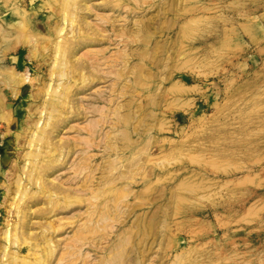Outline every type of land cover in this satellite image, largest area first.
I'll list each match as a JSON object with an SVG mask.
<instances>
[{"label":"rangeland","instance_id":"rangeland-1","mask_svg":"<svg viewBox=\"0 0 264 264\" xmlns=\"http://www.w3.org/2000/svg\"><path fill=\"white\" fill-rule=\"evenodd\" d=\"M19 2L0 0V264H264V0ZM85 20L101 36L83 42ZM13 69L36 79L17 87ZM56 87L66 95L50 148L69 153L49 170L58 154L35 158L30 138ZM128 158L142 160L129 180ZM108 162L119 180L106 186ZM91 208L95 229L73 253ZM28 235L36 244H21Z\"/></svg>","mask_w":264,"mask_h":264},{"label":"bare ground","instance_id":"bare-ground-1","mask_svg":"<svg viewBox=\"0 0 264 264\" xmlns=\"http://www.w3.org/2000/svg\"><path fill=\"white\" fill-rule=\"evenodd\" d=\"M29 1H32V0H29ZM46 1V0H45ZM51 1V0H50ZM55 1H58V3L60 2L61 3V5H62V7L63 6H68V4L70 5V3L71 2H74L75 3V5H79L80 3H81V1H84L85 2V4H87V2L89 1V0H55ZM91 1V0H90ZM119 1H121V0H118V2ZM4 2H5V0H4ZM11 2L13 3V4H15L16 6H18L19 8L21 7L20 5H22L23 6V4L26 2H24V3H21V4H19L20 2H19V0H11ZM54 2V1H53ZM133 2H134V0H133ZM135 2H136V0H135ZM140 3V2H139ZM82 4V3H81ZM136 4H138L137 2H136ZM113 5H114V3H113ZM86 6V5H85ZM89 6V5H88ZM109 6V8H110V4L108 5ZM130 6V5H129ZM141 6V5H140ZM54 7V6H53ZM113 7H116V6H113ZM86 8H88V7H86ZM112 8V7H111ZM52 9V8H51ZM53 10H54V8H53ZM89 10H90V7H89ZM110 10V9H109ZM18 12V11H17ZM19 13V12H18ZM103 15V14H102ZM99 17V16H98ZM111 16L109 15V16H102L101 18H102V20L105 22V24L107 23L108 25L107 26H105L104 27V25H103V31H108L109 32V30H114V29H116V28H114L115 26H114V23H113V19H111L110 18ZM86 18V17H85ZM105 20H107V21H105ZM86 21V20H85ZM74 22V20H72V22L71 23H73ZM101 23H102V21H100ZM89 23V25H87ZM87 23V21H86V25L89 27V29L88 30H92L91 31V33H89V32H87V33H85L84 32V34H83V36H81V37H83L82 39H83V42L84 41H86L87 39L86 38H88L89 39V37H93V36H101V33L100 34H98L99 32H101L99 29H101V28H96V26L94 27L93 25H91L90 24V22H88ZM93 24V23H92ZM138 27H140V26H138ZM80 28V27H79ZM126 28V27H125ZM127 28H129V27H127ZM125 29V30H122L123 32H121V30L120 31H117L118 33H117V36L118 35H120V36H122V38H123V41H128V38H127V36H128V33L131 31V29ZM141 28H143V27H141ZM124 29V28H123ZM105 32V33H106ZM114 32V31H113ZM79 33V32H78ZM83 33V32H82ZM103 33V32H102ZM80 34H81V32H80ZM96 34V35H95ZM98 34V35H97ZM76 36V35H75ZM105 36V35H104ZM108 36V35H107ZM80 38V37H79ZM97 38V37H96ZM74 39H75V37H74ZM85 39V40H84ZM81 41V40H80ZM89 41V40H88ZM74 42V43H73ZM87 42V41H86ZM61 43V44H60ZM82 43V42H81ZM76 45H77V43L75 42V41H73V39L72 38H68V39H66L65 41H63V43L62 42H59V44H57V47L58 48H60L62 51H61V56H62V62H63V64H67V63H70L71 61H70V59L68 58V56L67 55H69L70 54V52L71 53H75V47H76ZM133 53V52H132ZM127 56V58L129 57V55H130V53H125ZM134 54V53H133ZM123 55V54H122ZM124 56V55H123ZM70 57V56H69ZM126 57H124V58H122V59H127ZM92 58V57H91ZM99 58V57H98ZM18 59V57H14V56H12V60L13 61H15V60H17ZM85 60V59H84ZM94 60H95V58H94ZM117 60V59H116ZM89 61V60H88ZM122 61V60H121ZM85 62V61H84ZM93 62V61H92ZM98 62V61H97ZM109 62V61H108ZM127 62V61H126ZM82 63H83V61H82ZM86 63H88V62H86ZM84 64V63H83ZM92 64V63H91ZM99 64V63H98ZM111 64V63H110ZM127 64V63H126ZM77 65V64H76ZM96 66V64L94 63L92 66ZM3 67V66H2ZM7 67H8V65H7ZM86 67V66H85ZM78 68V67H77ZM93 69H94V67H92ZM97 68H98V66H97ZM8 69V68H7ZM79 69V68H78ZM82 69V68H81ZM84 69H82V74L84 73V71H83ZM10 71H11V69H10ZM94 71H96L95 69H94ZM91 72H92V70H91ZM12 73H13V78H14V81H15V84L17 85V87H20L19 85H21V84H29V83H31V85H32V83H33V81H34V79H36L35 77H33L32 76V73L30 72V70L28 69V70H24V71H22V70H20V71H15L14 69H13V71H12ZM81 73V72H80ZM79 73V74H80ZM82 74H81V76H82ZM87 74H89V73H87ZM65 75V73H63L62 74V77ZM80 76V77H81ZM85 75L83 74V76H82V78L84 77ZM92 76H93V74H92ZM91 76V77H92ZM87 77V76H86ZM86 77H84L83 79H86ZM89 77H90V75H89ZM77 79V78H76ZM87 79H89V78H87ZM87 79H86V82H87ZM93 79V78H92ZM94 80V79H93ZM67 81V80H66ZM66 81H64L63 80V78H59V80H58V85L59 86H61V87H63V88H65V86L66 87H68V91H67V89H66V91L69 93V83H68V85L66 84L67 82ZM75 82H76V80H75ZM82 82H84V81H82ZM81 82V83H82ZM89 82V81H88ZM76 84V83H75ZM74 84V85H75ZM71 85V84H70ZM73 85V86H74ZM81 85H83V84H81ZM78 86V84L75 86V90H76V92H77V90H78V88H79V86ZM61 87H56L55 89V91H54V94L52 95V94H49V97H51V100H50V102H52V107H53V109H52V111H50V113H49V115H48V118L43 122V123H41L40 121H37V123H36V125H37V127H38V129L36 128L33 132H32V135H31V140H30V144H31V146H33L35 149L34 150H30V152H31V154L35 157V158H43V157H46V155H45V152L46 153H51L52 155H54V154H58V158H56V159H52L50 162L49 161H47L46 162V164L44 165V168H46V169H49L50 170V168L53 166V164H55V162H56V164H57V161L58 160H60V156H59V154H62V153H69V151H65L64 150V146L63 145H61V143H57L58 145H56L55 146V144H54V149L53 148H50V147H52V143H50V141H52V140H54V138H52V135H51V133H55L57 130H58V128L60 127V126H62V123L59 125V124H57V122H59V121H61V118L59 119V115L58 114H55V111L57 110V106L59 105V104H61L60 102H58L59 101V99H61V98H59V97H61L62 96V94H65L64 92H62L61 90H59V88L61 89ZM71 87H72V85H71ZM72 89V88H71ZM79 89H81V88H79ZM58 90V91H57ZM64 90V89H63ZM60 91V92H59ZM66 92V93H67ZM73 92V91H72ZM75 92V93H76ZM14 93V92H13ZM59 95V96H58ZM61 95V96H60ZM66 95V94H65ZM65 95H63L64 97H65ZM58 96V97H57ZM66 97H68V94H67V96ZM56 98H57V100H56ZM59 98V99H58ZM64 99V98H63ZM63 99H62V104H63ZM67 99V98H66ZM65 102H67V101H65ZM64 102V103H65ZM65 104H67V103H65ZM62 106V105H61ZM79 106V105H78ZM80 107V106H79ZM109 108V107H108ZM72 109V108H71ZM75 109V108H74ZM75 111H77V109L75 110ZM106 111V110H105ZM110 111H111V109H110ZM109 111V112H110ZM56 112H59L60 113V111H56ZM107 112V111H106ZM106 112H104V113H106ZM112 112H114V111H112ZM102 113V112H101ZM108 114H110V113H107V116H108ZM102 115H104V114H102ZM106 115V114H105ZM107 116H106V118H107ZM66 121V120H65ZM41 123V124H40ZM40 124V125H39ZM58 125H59V127H58ZM50 126V127H49ZM93 127V126H92ZM95 128V127H94ZM94 130H96V129H94ZM91 131H93L92 129H91ZM45 133H47V135L44 134ZM91 133V132H90ZM94 133H96V131L94 132ZM93 136H94V134H92ZM92 136V137H93ZM49 137V138H48ZM82 139V138H81ZM79 140V139H78ZM89 140H90V138H89ZM89 140H86L85 142L87 143V141H89ZM93 140H95V139H93ZM108 140V139H107ZM80 143H82L81 141H79ZM110 142V141H109ZM109 142H107V144L109 143ZM53 143H54V141H53ZM68 143H69V141H68ZM71 143H73L72 141H71ZM70 143V144H71ZM76 143V142H75ZM89 143V142H88ZM87 143V144H88ZM106 143V142H105ZM64 144V143H63ZM66 144V146L65 147H68L67 146V143H65ZM91 144V143H90ZM74 145V144H73ZM76 145V144H75ZM92 145V144H91ZM109 145V144H108ZM113 145H115V144H112V146ZM72 146V145H71ZM71 146H69V147H71ZM78 146V145H77ZM92 146H94V145H92ZM111 146V145H110ZM116 146V145H115ZM73 147V146H72ZM71 147V148H72ZM75 147V146H74ZM110 148H112V147H110ZM113 148H115V150L117 149L116 147H113ZM69 150H70V148H68ZM64 150V151H63ZM106 150H109L108 148L106 149ZM118 151V150H117ZM110 152V151H109ZM111 152H113L112 150H111ZM119 152V151H118ZM117 152V153H118ZM57 157V156H56ZM132 159V158H131ZM131 159L129 160V158H128V168H127V170H126V172H124L123 174H120V177L121 178H126L125 176H127V179L129 180V179H132L133 177L135 178V174H134V172H133V170L131 169V168H133L134 166H136L135 168L138 170H141L140 169V165H139V163L138 162H141L142 160L141 159H138V162H134V163H132L131 164ZM80 160V159H79ZM64 161V160H63ZM85 161H86V159H85ZM84 161V159H83V162H85ZM55 164V165H56ZM80 164V163H79ZM81 165V164H80ZM110 165H111V167H110ZM89 166V165H88ZM88 166H87V169L88 170H90L89 168H88ZM55 167V166H54ZM53 167V168H54ZM81 167V166H80ZM108 167H110V168H108V169H110L111 170V173L110 174H108L107 173V176H103V178H105V181H104V183H102L101 182V184H103V185H113V184H115L116 183V181L118 182V180H119V177L118 178H115L116 177V175H113L114 177H112V170H113V164H111V163H109L108 162ZM84 168H86V167H84ZM94 168V167H93ZM106 168V167H105ZM104 168V169H105ZM79 170H81V168H78ZM84 170V169H83ZM87 170V171H88ZM97 170V169H96ZM96 170L94 171V172H96ZM78 171V170H77ZM105 171V170H104ZM135 172H137L136 170H134ZM79 172H82V171H79ZM86 172V171H85ZM84 172V174H86ZM89 172H91V170L89 171ZM110 172V171H109ZM103 173L104 172H102V175H103ZM83 174V173H82ZM139 174V173H138ZM80 175V174H79ZM87 175L89 176V173L88 174H86V178H87ZM91 175V174H90ZM93 176V174L91 175V177ZM143 176V175H142ZM90 177V178H91ZM80 178V177H79ZM82 178V177H81ZM91 179H93V177L91 178ZM90 180V179H89ZM97 180V179H96ZM102 180V179H101ZM100 180V181H101ZM86 181H87V179H86ZM98 181V180H97ZM99 181V182H100ZM131 181V180H130ZM133 182H135L134 180H132ZM131 181V182H132ZM87 183V182H86ZM89 184H81L80 185V187H78V188H80V192L82 193V190H91V187L92 186H90V184L92 183V180L91 181H89L88 182ZM76 184V183H75ZM93 185V184H92ZM126 185V184H125ZM130 186V185H129ZM129 186H126L127 188L125 189V187H123V188H121V187H119L118 189H120L121 191L123 190V193H127V194H129L127 191H129L128 190V187ZM39 187L40 188H42V190L44 189V188H47L46 186H45V183L44 184H40L39 185ZM75 187V186H74ZM117 189V188H116ZM115 189V190H116ZM50 190V192L49 193H51V194H54V193H52L51 192V189H49ZM74 190V189H73ZM75 190H76V187H75ZM75 190H74V193H76L75 192ZM97 190V189H96ZM126 190V191H125ZM61 191H63V190H61ZM77 191V190H76ZM114 191V190H113ZM125 191V192H124ZM77 192H79V191H77ZM79 192V193H80ZM98 192V191H97ZM97 192H94L93 194H96ZM115 192H117V191H115ZM118 192H120V191H118ZM83 193H84V191H83ZM115 194V193H114ZM119 194H121V192L119 193ZM50 195V194H49ZM123 195V194H122ZM58 196V195H57ZM56 196V197H57ZM52 197V196H51ZM56 197H54V198H56ZM91 197H92V195H91ZM94 198V197H93ZM49 199V198H48ZM51 199H53V197L51 198ZM80 199V198H79ZM61 201V200H60ZM66 201V200H65ZM112 201H115V199L114 198H110V202H112ZM50 202V205H51V202H52V210H57L60 206H61V208H62V205H61V203H59V200H51V201H48V203ZM94 202V201H93ZM62 204H63V202H62ZM92 204H94V203H92ZM116 204V203H115ZM111 205V204H110ZM48 207V206H47ZM109 207V206H108ZM50 208V207H49ZM48 208V209H49ZM54 208V209H53ZM110 209L112 208V206L111 207H109ZM94 209V208H93ZM93 209L91 208V212H88L89 213V215H87V216H89L90 218H89V220L88 219H84V221L85 220H87V221H90V222H86L85 221V223L82 225V227L80 228H78V229H80L79 231H77L78 233H77V239H76V237H75V244L73 245V253H76V254H79L80 253V250H81V246H82V244L80 245V244H77V243H79V241L81 242V239H85V237H84V235L83 234H85V233H87V232H93L94 231V229H95V220H97V219H94L93 217H94V215L96 214V210H95V212L93 211ZM19 210H20V208H19ZM19 210H18V213H19ZM59 210V209H58ZM57 210V211H58ZM107 211H108V209H106ZM22 213V212H21ZM20 213V214H21ZM97 216H98V214H97ZM96 217V216H95ZM102 218L103 219H105V220H109V215L108 214H103L102 215ZM53 220V219H52ZM100 220V219H99ZM28 222V221H27ZM22 223H25V220H23V222ZM52 222L51 221H49L48 223H47V228L49 229L50 227H53L54 228V226H53V224H51ZM54 223V222H53ZM99 223V222H98ZM24 225V224H23ZM21 226V228L22 229H26L25 228V226ZM26 225V224H25ZM57 225V224H56ZM97 225V224H96ZM45 226V228H46V225H44ZM44 229V228H43ZM57 229V228H56ZM24 230H23V232H24ZM50 230V229H49ZM52 231L54 230V229H51ZM50 230V231H51ZM26 231V230H25ZM22 232V233H23ZM46 231H45V229L44 230H42V232H41V236L39 237V238H41V239H43V240H45L46 242H47V244H48V250H47V254H48V257H50V259L53 257V256H55L56 254V250L57 249H55V245H53V244H51L52 243V241H53V238L50 240V238L48 237V231L45 233ZM54 233V232H53ZM52 233V234H53ZM24 234V233H23ZM49 236H50V234H49ZM26 236H24V241L22 240V243L21 244H36V242H31L32 240V238L28 235L27 236V238H25ZM37 237V236H36ZM52 237H54L53 235H52ZM35 239V238H34ZM72 239V238H71ZM74 239V238H73ZM72 239V240H73ZM83 239V240H84ZM37 240V239H36ZM95 241V240H94ZM94 241H93V243H94ZM18 242V241H17ZM74 243V242H73ZM18 244V243H17ZM39 244V243H38ZM38 246V245H37ZM63 254H66V253H63ZM57 256V255H56ZM58 257V256H57ZM50 261V260H49ZM49 263V262H48ZM51 264V263H50ZM59 264H76V262H75V260H72V261H68L67 263H59Z\"/></svg>","mask_w":264,"mask_h":264}]
</instances>
